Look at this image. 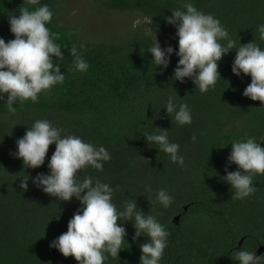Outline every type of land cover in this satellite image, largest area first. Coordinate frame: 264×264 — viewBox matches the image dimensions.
<instances>
[{
  "label": "trees",
  "instance_id": "trees-1",
  "mask_svg": "<svg viewBox=\"0 0 264 264\" xmlns=\"http://www.w3.org/2000/svg\"><path fill=\"white\" fill-rule=\"evenodd\" d=\"M61 2L39 0L53 11L47 27L61 45L64 58L58 62L66 74L64 82L41 93L35 103L17 100L15 112L0 102V264H78L49 245L67 231L68 221L82 207L79 201H60L31 180L27 191L19 188V179L25 174L48 173L47 163L55 150V145L49 147L44 165L37 169H25L23 161L14 157L16 140L36 119H48L67 134L106 147L111 160L103 171L90 168L83 175L109 183L118 207L125 199H136L143 212L155 215L166 226L170 236L161 264H237L233 252L240 248L255 251L264 245V175L253 177L257 190L243 200L233 199L231 186L222 179L235 139L254 136L264 147V104L243 96L251 77L232 73L235 50L219 61L221 80L201 93L191 79L183 83L173 79L178 38L166 18L175 9L183 10V0H86L95 12L148 20V25L129 24L126 29L113 28L109 34L89 35L59 23ZM193 3L198 10L219 18L237 47L239 41L244 44L254 39L264 46L256 31L264 23V0ZM21 6L35 7L29 0H0V37L6 41L14 39L9 18L18 15ZM155 35L162 48L171 45L174 49L166 70L156 68L146 51ZM74 43L85 46L81 54L89 63L86 73L72 70L70 49ZM176 93L178 102L191 108V125L178 126L162 109L166 99ZM154 127L169 130V139L180 145L185 157L184 167L148 144L144 133ZM235 170V164L228 166V171ZM146 185L151 186V193ZM160 188L175 198L169 208L153 204ZM176 216L180 217L178 226L172 222ZM124 226L126 242L119 256H109L104 264H140V244L147 238L133 239L132 222Z\"/></svg>",
  "mask_w": 264,
  "mask_h": 264
},
{
  "label": "clouds",
  "instance_id": "clouds-1",
  "mask_svg": "<svg viewBox=\"0 0 264 264\" xmlns=\"http://www.w3.org/2000/svg\"><path fill=\"white\" fill-rule=\"evenodd\" d=\"M35 7L31 10L21 6L19 14L9 18L10 32L14 39L0 37V102L9 112L17 100H31L35 103L39 95L62 84L66 74L61 72L63 52L54 34L47 25L53 19L48 4L29 0ZM167 17V23L176 28L178 38V63L173 79L183 83L191 79L201 93L214 88L221 80L218 71L223 56L235 50L232 73L251 77V83L243 96L264 104V46L256 39L240 43L233 39L219 18L200 11L193 0H183V10L175 9ZM259 41H264V23L258 24ZM85 46L74 43L70 49L73 57L72 70L86 73L89 63L81 54ZM152 62L162 70L170 63L174 49L171 45L161 47L156 38L146 50ZM55 58V62L53 60ZM6 94V95H5ZM178 95L169 96L162 109L178 126L192 124V111L187 103L178 102ZM148 144H154L165 153L170 162L185 166V157L180 145L169 139V130L154 127L144 133ZM195 142L197 137L192 136ZM55 145L47 163L48 173H37L35 177L25 174L19 179V188L27 191L29 180L44 193L70 201L75 198L81 204L68 221L67 231L50 242L64 257H73L78 264H104L111 257H118L126 242L125 222H132L135 229L133 239L141 236L146 241L140 244V264H161L168 247L170 233L155 215L141 210L136 199H125L120 207L113 201L115 189L107 182L83 175L88 169L103 171L104 164L111 160V154L104 145L83 140L80 136L67 134L48 119H36L23 137L16 140L14 157L21 159L25 169H37L45 163L49 147ZM235 164L237 170L228 171ZM222 179L233 190V199L243 200L257 189L253 177L264 175V147L254 136L245 135L231 143V152ZM146 191L152 192L150 185ZM151 199V196L149 197ZM174 196L166 189L155 191L153 204L169 208ZM120 220L121 223L117 224ZM128 244V243H127ZM237 264H264V256L255 251L240 248L232 253Z\"/></svg>",
  "mask_w": 264,
  "mask_h": 264
},
{
  "label": "rangeland",
  "instance_id": "rangeland-1",
  "mask_svg": "<svg viewBox=\"0 0 264 264\" xmlns=\"http://www.w3.org/2000/svg\"><path fill=\"white\" fill-rule=\"evenodd\" d=\"M86 0H62L60 15L58 16L59 23L72 29L75 33L86 34L90 33H108L113 28L132 27L137 24H147L148 20L134 15H120L118 13H104L92 11L85 2ZM120 19H122L120 21ZM120 21L121 24L118 22ZM130 21V22H129ZM109 34V33H108ZM264 146V140H263ZM243 238L239 241L242 243Z\"/></svg>",
  "mask_w": 264,
  "mask_h": 264
},
{
  "label": "water",
  "instance_id": "water-1",
  "mask_svg": "<svg viewBox=\"0 0 264 264\" xmlns=\"http://www.w3.org/2000/svg\"><path fill=\"white\" fill-rule=\"evenodd\" d=\"M188 207H184V212L187 211ZM179 220H180V217L179 216H176L173 218L172 222L175 226H178L179 225ZM264 253V245L262 246H259L258 249L256 250L255 252V255L258 257L260 256L261 254Z\"/></svg>",
  "mask_w": 264,
  "mask_h": 264
},
{
  "label": "flooded vegetation",
  "instance_id": "flooded-vegetation-1",
  "mask_svg": "<svg viewBox=\"0 0 264 264\" xmlns=\"http://www.w3.org/2000/svg\"><path fill=\"white\" fill-rule=\"evenodd\" d=\"M240 245H241V243H240ZM240 245H239V246H240ZM257 249H258V248H257ZM257 249H256V250H257ZM256 250H255V252H256ZM261 255H262V254H261ZM261 255H260V256H261Z\"/></svg>",
  "mask_w": 264,
  "mask_h": 264
}]
</instances>
